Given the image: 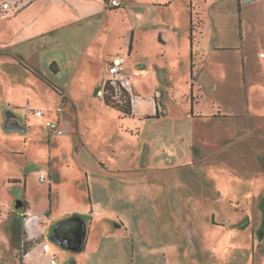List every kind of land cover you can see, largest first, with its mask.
<instances>
[{"label":"rangeland","instance_id":"obj_1","mask_svg":"<svg viewBox=\"0 0 264 264\" xmlns=\"http://www.w3.org/2000/svg\"><path fill=\"white\" fill-rule=\"evenodd\" d=\"M127 1L108 12L98 43L92 45V77L81 70L84 83L78 78L70 82L65 62L52 76L61 95L71 98L61 108V135L50 134L45 126L46 120H56L61 97L46 89L50 93L35 98L33 107L46 109L48 117L32 122L31 129L26 126L32 135L20 141H26V190L21 186L5 196L13 206L28 199L40 214L50 207L45 236L57 264H264V256L257 261L259 236L251 233L257 199L264 210V195L257 196L264 187L258 162L264 160V59L258 56L264 49V0L256 5L241 0V9L236 0H167L144 7ZM156 21L187 40L186 55L168 65L173 64L174 82L185 88L192 80L190 63H195L194 76L204 86L201 117L190 114L187 98H170L164 99L163 118L122 119L97 95L108 76L106 53L125 55L129 76L139 63L143 70L159 69L157 61L151 63L159 55L152 36ZM138 22L141 47L128 53L129 27ZM242 57L247 105L240 92ZM154 83L152 77L136 81L138 95L144 97ZM246 106L250 114L238 120L234 115ZM218 111L225 117L206 116ZM15 115L25 127L26 110ZM234 123L251 133L225 142L232 133L227 124ZM195 138L202 142L201 153L189 162L184 153ZM3 170L0 166V174ZM41 172L48 181L38 180ZM62 205L74 211L62 213ZM21 233L22 225L16 251L24 264ZM32 245L29 241L24 249ZM17 262L11 254L0 257V264Z\"/></svg>","mask_w":264,"mask_h":264},{"label":"crops","instance_id":"obj_2","mask_svg":"<svg viewBox=\"0 0 264 264\" xmlns=\"http://www.w3.org/2000/svg\"><path fill=\"white\" fill-rule=\"evenodd\" d=\"M118 1V6H111L110 0H30L13 12L0 13V166L4 167V170L0 174V247L6 248V253H3L4 251L0 249V257L9 256V254L12 256L17 255V247L12 244V221L27 212H42L41 209L35 208L36 205L32 204L28 199H22L20 203L17 202L16 205L13 206L9 203V198L5 196V192L14 193L16 188H21V186L26 190L28 176L25 160L26 141L23 142V144H21L20 141L24 139L27 140L30 138V135H32L31 131L26 130V126L31 129L32 122L44 121L45 118L48 117L46 115V109L37 107L43 109L44 115L42 117L24 115L25 127H20L19 123L21 124V122L15 114L16 112H23L27 106L33 107L35 98L40 97L39 92L47 94L50 92L54 93L55 91V93L61 97V105L59 106L60 112L55 122H58L59 126L63 129L64 123L61 108L63 104L71 101V98L66 95V99H62V95L59 91L55 90L58 88V85L53 81L52 76L58 74L61 63L65 62L70 71V82L78 78L81 83H84L85 75L82 71L88 72L87 75L92 77V70L94 68V65H92V60L94 59L92 45L98 43L96 41L99 38L101 30L105 26L108 12L118 8L123 3L127 5L128 2L127 0ZM240 1L241 0H236L241 9ZM258 1L260 0L244 1V3L247 4L252 2L255 3L253 5H256ZM166 2L167 0H131L132 4L142 7L147 5L157 6L165 4ZM239 20L241 23V18H239ZM260 21H262V19H260ZM139 25L138 22L136 23V27L132 25L129 27L131 31V44L128 53L138 52L141 47L142 37L139 36L141 35L139 33ZM173 28L174 27L171 28L168 26L163 27L160 21H156L152 36L155 45L158 46L159 52H157L159 55L156 56L155 60L151 63L157 61L159 69L155 71V73L153 69L143 70L145 65L139 63L133 70L132 76L128 75L132 80L134 92L136 93V81H139L141 78L144 79V77H152L155 82V87L150 92L145 93L144 97L137 99L136 103L131 106V115H124L121 111L116 109L122 119L138 118L140 120H145L163 118L167 113L164 99L170 98L173 100L177 98L186 100L187 98L189 101L190 114L196 118L202 116V113L199 111V105L201 104L204 86H202L199 81V75L197 74L198 76H194L193 68H195V63H190L192 80L185 82V88L179 87L178 83H175L171 76L174 67L170 62L177 57L179 58L180 55H186L187 53L186 38L183 36L180 37L181 33L178 30H176V32L173 31ZM191 28L192 25L189 27V33L192 34L191 30L193 28ZM246 28L250 29L249 26H244L245 30ZM192 37L193 34L191 35V38ZM201 37L202 32L198 40ZM198 40L196 42L198 46H201V39ZM159 47H161V49ZM118 48L122 50L123 47L120 44ZM214 49L216 48L214 47ZM228 49H234V47ZM258 56L264 59V49H259ZM105 57L106 66L108 67L111 55L106 53ZM243 60L242 57V61ZM168 61H170L171 67L168 65ZM125 68L126 70L128 69L127 61L125 62ZM245 77L243 61L239 81L241 86L240 92L247 105L248 94ZM103 86L102 88L98 87L97 90L99 91L96 92L103 105L108 108L110 106L105 104L102 98ZM208 86L214 87L215 85L209 82ZM46 89H49L50 92H47ZM192 96L193 100H191ZM155 98L156 101L160 100L158 105L155 104ZM49 109L50 107H47V110ZM245 110L244 113L242 112L234 116H236L238 120L242 117L245 118L250 114L247 106ZM156 111L159 112L158 117L154 116ZM206 116L210 118L216 116L225 117V114H221L218 111L216 114ZM12 121H15L18 127H9ZM227 125L232 133L224 138L225 142H234V140L239 138L244 139L251 133L250 129L246 128L242 131V129L237 127L236 123L232 124V126L230 124ZM20 128L22 129L20 130ZM222 128L224 127H220V129ZM12 132L16 133L10 134ZM192 133L195 134L194 129H192L191 134ZM10 140H13L15 143L11 145ZM201 147V140L195 138L194 144H191L189 149L185 150L184 155L186 159L189 162L195 161L197 155L201 153ZM260 154L264 155V153ZM255 156L258 160L257 155ZM258 162L264 170V166L262 165L264 164V160H258ZM263 195L264 187H261V193L257 196L258 198H262ZM256 205L257 211H255V218L251 222V224H253L251 226V233H257L260 239L258 249L261 254L257 259V261H259L262 259V256H264V210L260 208L262 204L259 199L256 200ZM262 208L264 209V207ZM62 209V213H71L74 211L66 205H62ZM89 211L91 213L93 212L92 206H90ZM43 212L46 215V219L51 217L50 207L46 208ZM257 212L260 218H258ZM44 223H46V221ZM45 227L44 237L46 238L45 233L48 229L46 224ZM252 243H255L254 238H252ZM253 261L255 262V258ZM24 264L49 263L45 258L33 254L32 256H24Z\"/></svg>","mask_w":264,"mask_h":264},{"label":"built area","instance_id":"obj_3","mask_svg":"<svg viewBox=\"0 0 264 264\" xmlns=\"http://www.w3.org/2000/svg\"><path fill=\"white\" fill-rule=\"evenodd\" d=\"M28 1L30 0H0V13L13 12ZM110 5L118 6L119 1L110 0ZM125 62V55L117 54L110 57L107 67L108 76L105 83L108 85L112 100L121 103L127 97L131 106H133L140 96L134 92L132 80L126 74ZM25 110L28 115L35 117H42L44 115V111L41 108L27 106ZM45 125L50 134L61 135L63 133V129L59 126L58 122L46 120ZM38 180L44 182L48 181L49 178L41 172L38 174ZM45 217L44 212L42 214L28 212L25 214L22 220L20 246L24 250V245L29 241H33L34 245L25 251L24 256L37 254L45 258L49 264H57V254L51 249L48 240L44 237Z\"/></svg>","mask_w":264,"mask_h":264},{"label":"trees","instance_id":"obj_4","mask_svg":"<svg viewBox=\"0 0 264 264\" xmlns=\"http://www.w3.org/2000/svg\"><path fill=\"white\" fill-rule=\"evenodd\" d=\"M237 6H238V9H240L239 8V3L237 4ZM191 35L192 34L190 33V38H191ZM55 90H58V89L56 88ZM58 91L60 93V90H58ZM98 91L99 90H97V92ZM102 98H103V101L105 102V104H107L109 106H112V107L118 109L124 115H131L132 109H131V104L129 102V99H127V97H126L124 99V101H122L121 103L116 102L115 100H112V98L110 96V93H109L108 85L106 83L104 84L103 89H102ZM191 98H192L191 100H193V96ZM62 99L63 100L66 99V96L64 95V93L62 95ZM191 109H192V106H191ZM154 116L155 117H158L159 116V112L156 111ZM21 225H22V218L21 217L15 218L12 221V224H11V229H12V244L14 246H16L17 248H19V242H18V240H19V236H20V228H21ZM26 250L27 249H24V253H25ZM16 257L18 258L17 264H22V259L19 256V254H17Z\"/></svg>","mask_w":264,"mask_h":264},{"label":"water","instance_id":"obj_5","mask_svg":"<svg viewBox=\"0 0 264 264\" xmlns=\"http://www.w3.org/2000/svg\"><path fill=\"white\" fill-rule=\"evenodd\" d=\"M243 1H252V0H243ZM9 127H18L15 121L10 122Z\"/></svg>","mask_w":264,"mask_h":264}]
</instances>
